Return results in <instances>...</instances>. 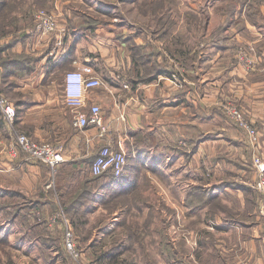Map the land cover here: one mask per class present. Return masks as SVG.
I'll use <instances>...</instances> for the list:
<instances>
[{
	"label": "crops",
	"instance_id": "crops-1",
	"mask_svg": "<svg viewBox=\"0 0 264 264\" xmlns=\"http://www.w3.org/2000/svg\"><path fill=\"white\" fill-rule=\"evenodd\" d=\"M211 1L210 4H220L223 11L218 22L212 26L209 24L211 18L208 17L207 8L197 14L195 12L190 24L185 23V26L180 27L179 15L176 16L171 6L165 5L148 21L151 23L149 27L154 26L152 32L158 33L157 39L151 37L147 40L146 29L138 35H146L142 40L130 32L133 44L153 52L151 57L143 59L147 66H152L156 59L154 62L161 70L171 68L169 71H181V82L177 85L168 79L169 73H160L152 75L154 77L149 81L137 80L132 86L127 76L134 77L136 72L128 49L129 42H115L111 39L116 38L114 30L101 25L94 29H79L76 24L72 25L66 20L64 25L68 24V29L65 26L66 34L57 46L58 36L31 35L32 30L24 20L11 28L10 35L0 37V97H5L15 110L11 124L0 110V202L8 199L13 202V199L21 198L31 205L38 203L46 211L51 203L58 202V191L65 192L68 187L81 184L91 188V194L99 198L102 192L95 189L97 185L92 188L97 181H86L93 175L85 163L93 160L99 150L107 145L116 150L121 148L126 157L122 178L110 188L115 192L124 191V195H131L133 201L146 192L148 185L158 188L153 186V180H172L167 173L177 165H170L169 157H173V154L176 157L173 162H179L177 158L180 157L186 163L184 170L189 169L194 174V182L190 186L201 183L209 189L213 184L221 183L227 173L221 166L225 161L222 158L216 161L214 152L208 151L201 155L200 151L207 147V143L208 147H220L218 153H225L224 157L229 160L250 165L249 172L237 168L231 175L257 192L253 187L252 156L244 132L235 126L222 124L209 109L224 96L220 92L224 83L222 77L229 80L230 87H234V77L244 78V71L237 66L234 58V49L240 37L253 42L258 64L248 78L245 77L246 82L249 80V90L245 92L248 88L245 82L243 94L238 91L235 101L259 129V146L262 147L261 156L264 158V38L258 22L264 19V0ZM196 2L201 0H190V11L185 12L186 18V15H192ZM50 3L47 0L45 4ZM53 4L61 14L63 11L67 13L60 0ZM245 6L251 11L245 10ZM14 15L18 14L15 12ZM16 34L23 38L17 39L11 48L2 49L9 39H15L13 37ZM24 54L33 60L28 65L22 60ZM8 56L11 58L4 66L2 60ZM228 56L231 63H226ZM175 64H180V67L175 68ZM70 70H78L87 77H98L105 83V87L85 94V106L97 105L101 110L102 125L106 130L101 137L98 136L100 129L97 126L87 125L78 129L73 125L74 113L65 106L62 95L63 76ZM202 90L205 92L199 94ZM190 105H199L200 111L192 116V119H200L195 125L212 127L208 134L213 133L210 139L196 143L192 155L190 149L186 148L192 140L189 135H186L188 143L183 142L185 146L178 145L179 141L175 143L174 140V136L180 139L181 135L184 137L182 133L190 130V123L194 121H190ZM17 133H24L36 142L44 141L60 147L65 161L52 175L46 165L28 160L21 151L12 158L8 149ZM225 148L226 152H223ZM167 166L170 167L165 168ZM200 168L213 170L215 176L203 172L200 174ZM105 179L106 176H102L99 181ZM210 193L213 198H218L235 210L244 209L243 192L240 189L217 187ZM96 199L85 208L89 211L87 220L91 225L105 220L106 224L100 228L112 227L114 230L110 235L113 236L116 235L115 227H120L124 229V241L127 240L125 226L131 223L141 228L139 216L132 211L143 214L146 205L136 201L127 202L123 206H116L109 214L104 203ZM260 201L262 199L258 200L257 209L249 214L248 223L244 225H223V221L214 219L215 229L218 230L213 236L207 237L209 241L206 242V256L202 264H264V216L259 214ZM0 208L3 211V206ZM121 209L126 210L124 220L120 215ZM15 226L9 225V237L10 232H16ZM101 229H98L97 236ZM142 229L134 234L145 239ZM212 241L216 244V250Z\"/></svg>",
	"mask_w": 264,
	"mask_h": 264
},
{
	"label": "rangeland",
	"instance_id": "rangeland-1",
	"mask_svg": "<svg viewBox=\"0 0 264 264\" xmlns=\"http://www.w3.org/2000/svg\"><path fill=\"white\" fill-rule=\"evenodd\" d=\"M49 1L51 2L50 4H41L37 6L36 4H32V0H27V4H24L22 10L16 9L18 11L15 10L12 12V14H15L16 12L18 15L20 16L22 15V17H25L24 21L27 23V27L31 28L32 30L31 35L36 33L38 37L39 34L40 35L43 34L37 29V21L34 17V14L37 10L43 9V10L51 11L55 15L59 28L58 30L68 29V24L64 25V22L66 20L69 21L72 25L76 24L77 25L76 28H80L81 26H83V23L80 24L82 22L81 21L82 14L85 13V15L87 14L96 19L94 23H98V24L94 25L95 27L97 25H101L106 28L113 29L116 38L115 39L111 38V39H113L114 41L115 40L118 42L128 41L129 43H133L134 41L130 39V37L132 36L130 35V32H133L134 36L137 37L139 34L145 32V29L147 30L146 35H148L147 40H149L151 37L157 39L158 33L152 32L154 26L152 25L151 27H149L148 24L151 23H149L148 21H150L149 18L150 16H153V14L158 9L159 10L161 9L160 8L162 7L161 2L163 0H157L156 2L153 0L154 4L153 2L149 4L148 0H60L64 10H66L67 12L65 13L63 11L62 14L57 9H55V7H53L54 5L53 2L54 1L57 2V0H49ZM204 1L205 0H201V2H196L194 6L195 9H192L191 11L193 12L191 13L192 15H186L187 18L185 17L186 14L185 12L190 11V6H191L190 0H164V6L165 5L171 6V9L174 12H176V16L177 14L179 15L178 22L180 24V27L185 26L186 25L185 23L190 24V20L193 19L192 16L193 14H195V12L197 14L201 12V9L205 10L207 8L208 17L211 18V23L209 24H211L212 26L214 22L216 23L218 22V20L220 19V14L223 11L220 7V4H210L213 1L206 0L204 5ZM29 4L35 7L32 8L31 10L33 12V17L29 12V7H30ZM246 4H248V1ZM244 9L247 11L248 10L251 11V8H249L248 6H245ZM213 15H215V17H213ZM247 21H249V19H247ZM258 22L260 23L259 27L261 28L263 34L262 38H264V19L258 20ZM14 24L15 23H13L12 25ZM105 24H109V25H105ZM65 26L67 27V29ZM58 34L59 32L56 31L52 34L47 35L46 37H49L50 35L57 36ZM146 35L143 36L140 35L138 36V39L142 40L143 38H146ZM240 38L241 40L238 41V45L234 49L235 52L234 58L236 59L235 62L237 63V66H240L244 71V76H243L244 78H239L237 76L234 77L233 78L234 87H230L228 84L229 80L225 77H222L221 80H223L224 83L221 85L222 87L220 88L221 89L220 92L224 93V96L222 100H218V102L209 109V112L210 111L213 112V116L217 117L222 124L224 123L226 126H235L237 129L242 130L239 123L235 119H231L228 116V114L225 111V106L226 104L231 103L239 108L237 104L238 101H235L236 100L235 98L238 97V93H239L238 91H240V94H243L244 92L243 84L246 82V78H248L250 73L256 69L258 62L256 59L257 58L256 49L253 46L254 44H252L253 42L244 41L243 37ZM226 63H231V59L229 56L226 59ZM179 65L180 64L178 65L175 64V68L180 67ZM248 81L246 82V86L248 88L245 89V92L250 88V84ZM202 92L205 91L204 90L199 91V94H201ZM6 101L9 103L7 99ZM215 106H217V108L213 109ZM199 111H200L199 105L196 107L190 105V121L192 120L194 121L190 123L189 132L182 133L184 137L181 135L180 139L177 138V136H174L175 143L179 141L178 145H182V146H185V143L183 142H186V144L188 143L186 139V135H189L190 138H192V140H190V144L189 145L187 144L186 147L188 150L190 149V155H192L193 150H195L196 143H198L201 140L205 141L206 139L207 140L210 139L209 137L213 134V133L208 134L211 131L212 127L211 128L201 127L195 125L196 121H200V119L198 118L192 119V116L193 113L197 114ZM241 112L243 119L245 121H248L250 124L253 125L254 128L257 129L256 125H254V123L250 121V119H248L247 113H245L244 110H241ZM258 130L259 129H257V131ZM246 142L249 145L250 156L253 157V155L256 154L260 156L262 158L260 159L264 162V158L261 156L262 147L259 146L260 141L258 142L256 148H252L250 146L247 137H246ZM208 144L209 143L206 144L207 146L206 148L200 151L202 152L201 155L209 151L211 153L212 152L215 153L214 155L216 161H218L220 158L224 159L223 156L225 153H218V151L221 149L220 147L218 146L215 148L208 147ZM223 152H226V148L224 149ZM174 157L175 154H173V157L171 156L169 157L171 158L170 165L174 166V163L175 164L177 163V165L174 167L173 171L167 173L170 174L172 180L169 182L168 180L165 179L159 181L153 180L154 181L153 186L158 188L154 189L152 187H149L148 185L145 188L146 192L144 194L142 193V195L140 196H137L138 199L137 198L135 199L137 203L146 205L143 214L139 213L138 211H132V213H136V216H139L141 220V228L136 227L137 230L142 229L144 227V223L146 224L147 231L144 232L146 234V237L144 239V242H146L145 244L146 246L143 247L145 249L144 251L142 250V247L140 246L139 242H136V240H134L133 242L134 251H130L127 248L128 244H126L123 253H121L120 255L118 253V257L119 258L122 257V259L127 260L128 264H173V262H175L174 264H176L178 260L180 261L178 264H197V262L200 263L196 257V253L199 250H201L200 249L201 245L199 241L202 238L205 239V242L209 241L207 240V237L213 236L214 232L218 230L215 229L216 222L213 218L217 219L218 221H222L219 219V217H221L220 215H216V216L214 215L212 217L211 216L212 213H210L207 207L203 208V206H200L197 207L196 212H191L190 210L191 207H188L186 204H184L185 202L184 197L187 190L195 185L192 184L190 186V184L194 182L193 179L194 174L190 172L189 169L184 170L185 169L184 166L186 163L180 157L177 158L179 159V162H173L175 160ZM195 159L199 161L198 158ZM251 165L254 174V184H255L256 170L253 166V163H251ZM168 167L170 166H167L165 168ZM201 172L205 174L208 173V175L209 176L212 175V177L215 176L213 170L205 171L203 168H200V174ZM51 188L52 187H50V189ZM261 199L262 202L260 201L259 214L264 216V198L262 197V195H261ZM13 200H17V199H13ZM18 201L20 203H26V201L22 200L21 198H19L16 202ZM122 201L124 203L126 202L124 198ZM135 201H133V199H129L127 202H135ZM116 206H117L116 201L114 199L108 201L107 208L109 209L107 213L111 214L112 209H114ZM60 212L62 213V215H59ZM36 213L38 214L39 212ZM103 214L104 215L102 216L105 217V213ZM56 216L57 219H55ZM59 220L63 222V225L59 223L61 222ZM242 221L244 223L245 222L248 223V218L247 219L243 218ZM89 222L90 221L88 220L83 221L82 225H79V227H76V229H74L70 221L65 218V215L63 214L62 210L55 211L50 215V217L48 218V225L51 228V231H53V233L55 234H57L56 230L61 231L62 233V242H61L62 246H60L61 245L60 243H57L56 245H51L50 247V253L53 252V254L56 255L55 256L56 258L52 259L53 261L51 262V264H91L92 259L90 257V253H94L97 255L98 251L103 249L106 245H109L114 240L123 238L122 234L124 229H121L120 227H115L116 235L113 236L110 234L111 232H113L114 229H112V227L110 226L104 227L103 230L99 228L101 229V231H100V235L97 236L96 234L98 233V230L97 231L92 230L91 229L92 225ZM223 225L226 224L223 222ZM66 228L73 229V231L72 229L70 231L73 235V240H74L73 254L75 258L69 253V251L66 249L65 246L66 245L65 230H67ZM0 229L7 232L6 233L7 242L4 243V246L0 247V264H47L43 256H41L34 248V245L37 244H34L31 241L23 242L24 235L21 234H24L25 231L22 226L16 225L14 228L16 229V232L12 234L10 232V237H9L8 230L10 231V229L8 222L3 218L2 214H0ZM32 232L33 230H31V233ZM167 245H170L169 247L172 250H177V255H173V257L170 259H167V256L164 251L167 249L166 248ZM212 245L214 247L216 244L212 241ZM61 249L62 252L60 253L59 250ZM145 253H147L148 256L150 257H146Z\"/></svg>",
	"mask_w": 264,
	"mask_h": 264
},
{
	"label": "trees",
	"instance_id": "trees-1",
	"mask_svg": "<svg viewBox=\"0 0 264 264\" xmlns=\"http://www.w3.org/2000/svg\"><path fill=\"white\" fill-rule=\"evenodd\" d=\"M47 0H32V4H36L37 6L41 4H45ZM155 2L157 0H154ZM153 0H148V3L151 4ZM24 4H27V0H0V37H6L7 35H10L11 28L17 27V24L20 23L22 20H25V17L14 15L12 14L13 11L16 9L22 10L24 7ZM154 4V2H153ZM162 7L164 6V0L161 2ZM29 12L31 13L32 6L29 4ZM161 8V7H160ZM18 11V10H16ZM33 17V13H31ZM82 22L83 26H81L79 29H82L83 27L87 26L89 29H94L96 24L94 23L96 19L94 17H91L89 15H85V13L82 14ZM15 23L14 25H12ZM92 25V28H91ZM73 27V26H72ZM78 30V29H77ZM80 31V30H79ZM26 37V36H25ZM12 38V37H11ZM13 38L15 39H9L8 43H5L2 49H9L12 47L13 43L18 39H22L23 36L20 34H16ZM128 49H130V55L133 61V64L135 66V76L128 75L127 78L132 86H134L137 83V80L143 82V81H149L151 80L155 75L160 73H169L171 75L172 73H177L175 70L170 69L167 70H161V67L157 65L154 61L152 66H147L143 59L145 57H151L153 52H147L144 50V47L138 44L129 43ZM1 51V50H0ZM13 57V56H12ZM11 56H8V58L2 60V64L5 66L6 62L10 60ZM22 60L26 62L28 65L31 63L32 58L29 55L24 54L22 56ZM168 68V66H167ZM177 70V69H176ZM132 74V73H131ZM154 75V76H152ZM137 78V79H136ZM238 104V103H237ZM239 108L241 110H244L243 107H241L238 104ZM246 113V111L244 110ZM97 155V154H96ZM96 157V156H95ZM94 157V158H95ZM224 157V156H223ZM91 160L86 161L85 165L88 164V171L91 172V165L94 161ZM225 163L222 162V167L227 172L225 177L222 178V182L215 185L213 184L212 188H205L204 184L198 183L194 186L190 187L186 194L184 199V204H186L188 207H191V212H196L197 207L203 206L207 207L212 213V217L215 215H220L221 220L226 225H244L245 223L242 221L243 218H247L250 213H253L255 209L258 207V200L261 199V195L254 191L250 185L244 184L242 182H239V180H235L234 177H232L231 174H233L234 171H236L237 168L244 169L246 171H250V165H242L239 161H232L228 158L224 157ZM126 165V163H125ZM125 167L121 174L117 177L113 176V173L111 171H107L100 175H93V178H90V180L86 181H97L94 186L97 185L95 189H98L102 194H100L99 198H95L93 194H91V188H87L84 184L78 185L77 187H68L65 192L58 191V202H53L48 206V210L44 211L41 206L37 203L36 205H31L29 202L26 203H20L17 200H14L13 202H10L11 199L6 200L5 202H0V207L3 206V211L0 208V214H2L3 218L8 222V225L13 224L17 226H22L24 228L25 233L23 234V241H31L34 244V248L37 250V252L43 256L47 264H51L53 261V258H56L52 253H50V247L51 245H56L57 243L62 242V233L61 231H57V234L53 233L51 231V228L48 225V216L51 215L53 212L62 210L63 214L65 215V218L70 221L74 229L76 227H79V225H82L83 221H87V215L89 211L86 208V206H89L90 203L94 202L95 199L98 200V202H103L104 207L107 208V202L114 199L116 201L117 206H123L131 197V195H124V191L115 192V190L111 189L110 187L115 183L116 181L120 180L125 172ZM50 170V169H49ZM230 173V174H229ZM102 176H106V179L101 182L99 181V178ZM248 176V175H247ZM240 189L243 192V200H244V209L242 211L235 210L233 207H229L222 202L218 198H213L211 195V191L215 188L217 189ZM93 190V189H92ZM136 197V196H135ZM123 198L126 200L124 203L122 200ZM137 198V197H136ZM138 199V198H137ZM123 203V204H122ZM38 205V206H37ZM34 207V208H33ZM33 209V210H31ZM109 208H107L108 210ZM36 212H39L38 214ZM119 214V213H118ZM126 210L121 209L120 215L122 220L125 219ZM215 219V218H213ZM61 221V220H59ZM151 222V221H150ZM61 225H63V222H59ZM251 223V221L249 222ZM19 224V225H18ZM106 224L105 220L98 221L95 225H92V230H98L100 227H103ZM127 232V240L124 241L123 238H120L118 240H114L109 245H106L103 249L98 251V254L90 253V257L92 259L91 264H128V261L125 259H122L118 257L121 253H123V250L126 247V244H128V249L130 251H134L133 249V242L136 240V242H139L140 246L142 247V250L145 251L143 247H145L146 242H144L143 236L135 235L134 232L138 231L136 229V224H128L124 227ZM145 228V230H144ZM72 229V228H71ZM31 230L33 232L31 233ZM73 231V229H72ZM142 231L146 232V224L144 223V227ZM89 232V231H88ZM87 232V233H88ZM7 232L0 229V247L4 246V243L7 242ZM145 234V233H144ZM146 235V234H145ZM37 239V241H36ZM39 239V240H38ZM64 239V236H63ZM37 242V243H35ZM84 242V241H82ZM202 249L199 250L196 253V257L200 263L197 262V264L204 263V257L205 255V248H206V242L205 239L202 238L199 241ZM62 246V244L60 245ZM170 245H167V249L164 250L165 254L167 256V259H170L173 257V255H177V250H172ZM163 251V252H164ZM59 252H62V249L59 250ZM162 252V253H163ZM47 254V256H46ZM146 257L148 256L147 253H145ZM180 261L178 260L176 264H178ZM175 262H173L174 264Z\"/></svg>",
	"mask_w": 264,
	"mask_h": 264
},
{
	"label": "built area",
	"instance_id": "built-area-1",
	"mask_svg": "<svg viewBox=\"0 0 264 264\" xmlns=\"http://www.w3.org/2000/svg\"><path fill=\"white\" fill-rule=\"evenodd\" d=\"M37 21V29L47 36L56 31L59 32L56 46L60 45L61 38L66 34L65 29L58 30V24L55 15L48 10H37L34 14ZM181 71L172 74L168 78L174 85L181 82ZM62 95L65 106L74 113L73 125L78 129H83L87 125L97 126L100 131L98 136L101 137L105 132L102 125L101 110L97 105L85 106V94L93 90L105 87V83L98 77H87L78 70H70L63 76ZM126 86V85H125ZM87 111L84 112L83 110ZM0 110L3 117L11 124L14 120L15 110L13 106L0 97ZM225 111L231 119H235L241 129L245 132L252 148H256L259 142V134L256 128L242 117L241 109L231 103L226 104ZM24 153L28 160L46 165L53 175L56 168L62 164L65 159L62 149L48 142H36L30 139L24 133H17L14 143L9 146L8 152L12 158L17 157L18 152ZM261 157L254 154L252 163L256 170V181L254 189L264 198V162ZM126 157L121 148L114 149L111 146H103L97 153L91 165L93 175H100L111 171L113 176L121 174L125 167ZM52 185V183L50 184ZM262 212V211H261ZM59 215H62L60 212ZM58 216V215H57ZM57 216L55 219H57ZM54 219V218H53ZM65 246L69 253L74 256V240L71 229L66 228Z\"/></svg>",
	"mask_w": 264,
	"mask_h": 264
}]
</instances>
